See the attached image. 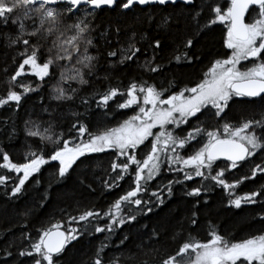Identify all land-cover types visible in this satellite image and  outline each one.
<instances>
[{"label":"snow or ice","instance_id":"6c2138e0","mask_svg":"<svg viewBox=\"0 0 264 264\" xmlns=\"http://www.w3.org/2000/svg\"><path fill=\"white\" fill-rule=\"evenodd\" d=\"M139 6H180L185 9L179 15L162 17L159 24L173 37L182 38L184 51L169 63L173 60L176 64L183 60L185 65L198 62L201 54L195 49L202 39L201 34L218 22L227 25L225 43L231 55L215 59L193 87L173 91L176 84L172 79L168 80L166 87H157L155 83L134 78L124 90L109 84L105 91H100L93 86L94 80L101 78L98 45L93 38L97 27L93 23L96 10L104 7L132 10ZM205 8L210 10L212 16L202 20ZM246 16L249 22H246ZM153 19L150 15L149 23ZM0 28L9 29L2 34L5 46L15 48L16 55L20 57L18 62L13 57L16 67L5 80L8 91L0 96V108L14 102V107L18 109L25 96L39 93L42 88L48 92L51 101L58 102L50 108L42 107L50 118L46 121L47 127L41 128L32 120L25 123L27 136L54 145L47 157L43 149L29 151L25 153L26 162L15 163L6 152L0 150V168L16 174L23 173L12 187L11 195L15 197L20 194L25 182L50 161L58 162V176L64 178L74 171V165L79 167L77 161L85 163L82 157L110 149L116 150L118 158L123 157V160L110 165L116 176L110 177L111 183L105 181V186L118 187L119 181L124 180L130 170L134 176V187L103 213L85 210L79 216L70 217L71 221L80 224L79 228L62 230L63 225L57 221L39 229L36 238L28 232L22 233L21 240H27L28 246L16 253L6 246V257H12V260L5 258L3 264H59L66 247L85 233H114L126 223L136 221L137 214L152 212L150 205L154 202L145 201L140 194L148 191L149 182L161 175L165 165L169 171L182 173L183 180L201 178L225 190L235 189L244 180L264 173L262 162L250 169V176L245 174L233 183L225 178L226 171L242 170L244 162L252 163L251 158L256 157L258 152L264 156V0H225L222 6L220 0L213 3L202 0L199 6L197 0H0ZM121 31V27L115 26L99 33L107 46L105 62L110 69L131 66L138 61V53L147 51V48L136 46L135 31L128 34L125 43L121 44ZM109 33L112 39H108ZM140 40H148L147 33H141ZM148 48L152 49V55L138 66L148 73L160 74L164 66L157 62V56L162 51V40L152 38ZM90 49H97V54H92ZM112 57L116 59H107ZM244 61H251L252 66L241 69L239 66ZM110 75V72H106L103 79L107 81ZM24 77L35 78V86L25 83ZM86 87L89 88L88 93L82 94ZM117 96L122 100H116ZM77 99L87 110H91L94 103L96 108L105 110V115L112 101L119 109H133L134 114L117 127L96 134L89 133L85 141L84 134L88 133L87 124L83 122L85 117L69 107ZM237 102L259 105V118L242 120L239 124L228 123L227 112ZM64 107H69V114L73 118L67 138L63 132L49 134L57 119L58 109ZM209 115L218 122V126L212 130L204 126L206 121L203 117ZM222 120L225 122L220 124ZM257 129L261 130L260 136ZM137 150L144 153L142 158H137ZM181 150H186L184 155L180 154ZM222 158L229 162L224 167L216 163ZM9 179L0 174V185H6ZM175 183L183 181L169 180L164 186L169 196ZM204 189L205 186L201 184L186 194L200 197ZM152 196L160 204L164 202L159 193L153 192ZM257 197L264 200V187L261 191L237 196L230 203L240 208L242 202L257 203ZM122 204L129 209L126 214H121ZM100 220H105L103 227L98 223ZM261 220L264 221V216H261ZM197 221L198 215L193 212L188 222L195 227ZM145 235L154 242L145 244L142 239L134 248L125 244L128 240L126 235L122 237L120 245L124 246L127 256H123V253L109 256L106 251L109 244L101 241L89 261L83 264H150L140 255L144 247L157 254L151 264H264V234L235 243L215 230L210 231L207 241H197L189 235L174 252L163 256L159 255L160 250L155 246L161 243V233L153 228ZM176 235L179 233H173V239ZM108 239L106 236L105 240Z\"/></svg>","mask_w":264,"mask_h":264},{"label":"trees","instance_id":"16d2710c","mask_svg":"<svg viewBox=\"0 0 264 264\" xmlns=\"http://www.w3.org/2000/svg\"><path fill=\"white\" fill-rule=\"evenodd\" d=\"M202 0H197V5ZM205 3H213L215 0H203ZM225 0H220L221 6ZM199 10V7H197ZM183 7H161V6H139L132 10H113L104 7L96 10L93 23L97 25L96 32L93 33L94 43L98 45V53L100 56L98 68L100 79L93 82V86L105 91L110 84L113 87H119L121 90L127 88L129 82L134 78L139 81L141 78L149 83H155L157 87L161 85L167 86L169 79L175 81L176 88L193 87L201 80L203 74L208 70L210 64L215 59H223L231 54V50L226 47L227 25L217 23L212 25L206 32L202 33L196 51L201 54L200 60L192 65H185L183 60L180 64H176L170 60L176 55H180L183 51L182 38L173 37L171 32L159 27L161 18L172 14L179 15L184 12ZM153 16L154 19L149 23L148 17ZM212 13L205 8L202 13V20L208 19ZM247 22H249L247 17ZM189 30L191 29V21H188ZM121 27L120 43L124 44L128 34L132 31L137 33V47L147 48L143 54L138 53V61L131 66L118 67L110 69L105 62L106 44L104 38L99 33L104 29ZM9 29L0 28V96L8 91V85L5 83L15 67L20 57L16 55L15 48L6 47V41L3 33ZM147 33L148 40L141 41L140 34ZM160 38L162 40V51L157 56V62L163 64V70L160 74L148 73L141 65L146 59L152 55V49L148 48V42L152 38ZM108 39H112L109 33ZM92 54H97V49H90ZM115 60V57L107 58ZM252 64L251 61H247ZM6 69V71H5ZM27 70V66H26ZM106 72H110L109 79L105 81L103 76ZM25 83H31L35 86V78L24 77ZM15 87V86H13ZM19 90V89H16ZM50 88L48 91L50 92ZM89 88H85L82 94H87ZM241 98H237L239 100ZM116 100H122L120 96ZM58 102L51 101L48 92L41 89L39 93H29L21 101V106L17 109L14 102L0 108V150L6 152L13 162H26L25 153L29 151L44 150L47 157L54 145L49 141H41L37 137L27 136L25 130L26 121L32 120L41 126L47 127L46 121L50 118L47 113L42 111V107H52ZM71 110L82 113L85 117L83 122L87 124L88 133L84 134L83 139H88L89 133H100L105 129L119 126L123 120L134 114L133 109H119L115 105V101L110 102L107 109H98L92 104V109L87 110L84 105L79 103V99L69 106ZM69 107L58 109L57 119L53 122V133L63 132L65 137L69 136L68 128L73 118L69 114ZM261 108L259 105H247L243 103H234L227 112L226 120L230 124H239L242 120L259 118ZM63 113V115H61ZM206 121L205 127L212 130L218 126V122L210 115L203 117ZM225 121H219L220 124ZM191 123V122H190ZM31 127V125H28ZM187 127V126H185ZM257 135H261V130H256ZM78 136V134H75ZM55 139V135L53 136ZM143 147V146H142ZM186 150H181L180 154L184 155ZM144 153L137 150V158H142ZM85 161L81 164L77 161V167L74 165V171L64 178L58 176V162H49L41 167L39 173L31 176L26 182L20 194L11 195L12 187L22 178L23 173L16 174L9 170L0 168V174L10 177L6 185H0V264H3L5 258L12 260V257H6L4 248L8 246L13 253L28 246L27 240H21V234L28 232L33 238L38 235V230L50 226L52 223L59 221L63 225V230L71 228H79L80 224L71 221L70 217L79 216L85 210H97L102 213L106 211L112 204L124 195L127 191L134 187V176L125 175L124 180L119 181V186L108 188L105 181L111 183L110 177H115L116 172L111 171L110 165L113 162L119 163L123 157L118 158V153L114 149L106 150L103 153H93L81 158ZM252 163L244 162L245 166L225 172V178L229 183H233L245 174L250 176V169L255 164L264 162V156L257 153L256 157L251 158ZM221 167L229 163L225 160L216 162ZM190 171V170H189ZM81 180L83 183H81ZM169 180H181L183 183H175L172 185V194L168 195L167 189L164 187ZM204 185L200 197L188 196L186 193L193 187ZM91 185V187H88ZM148 191L142 192L140 195L145 201L151 200L154 203L150 206L153 211L147 215L137 214V220L126 223L123 227L117 228L114 233H85L80 236L79 240L69 244L62 256L59 264H83L89 261L96 247L101 241L109 244L106 250L111 256L116 255L127 256L128 253L120 240L123 236H127L128 240L125 244L134 248L139 245L141 240L145 244L153 243L149 241L145 235L148 231L156 228L161 233V243L155 246L159 248V255L163 256L168 252H174L182 242H186L187 237L191 235L197 241H207L209 233L212 230L223 235L230 242H241L245 239L253 238L264 234V200L257 197V203L245 204L242 202L240 208H236L230 203L237 196H243L253 191H261L264 187V173H257L253 179L244 180L238 187L231 190L222 189L219 185L209 180L196 178L192 181L183 180L180 172L169 171L167 165L162 168L161 175L157 176L148 184ZM153 192L159 193L164 202L160 204ZM205 201L207 203H205ZM122 213L126 214L129 209L123 204ZM143 207V205H141ZM134 210V207H133ZM114 211V210H113ZM198 215L197 225L192 227L188 218L192 213ZM27 213V215H25ZM179 222V223H177ZM83 223V222H81ZM101 227L104 226L105 220L98 221ZM147 225V228L145 227ZM91 227V226H89ZM115 227V226H114ZM167 230V231H166ZM178 232L173 239V233ZM109 237L105 240V237ZM155 239V238H154ZM118 246V247H113ZM147 253V256L143 254ZM140 255L143 259L149 260L157 257L151 249L142 248ZM16 264V262H13Z\"/></svg>","mask_w":264,"mask_h":264},{"label":"rangeland","instance_id":"374dc122","mask_svg":"<svg viewBox=\"0 0 264 264\" xmlns=\"http://www.w3.org/2000/svg\"><path fill=\"white\" fill-rule=\"evenodd\" d=\"M231 54H229V56H230ZM227 58V57H226ZM252 66V64H250V63H248L247 61H244V62H242L241 63V65L239 66V67H241V69H244V68H246V67H251ZM155 131V130H154Z\"/></svg>","mask_w":264,"mask_h":264},{"label":"water","instance_id":"95a60500","mask_svg":"<svg viewBox=\"0 0 264 264\" xmlns=\"http://www.w3.org/2000/svg\"><path fill=\"white\" fill-rule=\"evenodd\" d=\"M142 7H145V6H142ZM246 22H247V16H246ZM223 159V158H222ZM63 230V229H62Z\"/></svg>","mask_w":264,"mask_h":264},{"label":"flooded vegetation","instance_id":"af4514ba","mask_svg":"<svg viewBox=\"0 0 264 264\" xmlns=\"http://www.w3.org/2000/svg\"><path fill=\"white\" fill-rule=\"evenodd\" d=\"M221 160H223V159H221Z\"/></svg>","mask_w":264,"mask_h":264}]
</instances>
